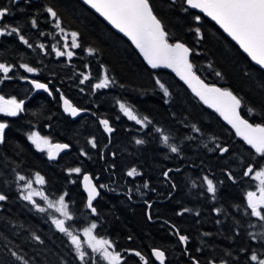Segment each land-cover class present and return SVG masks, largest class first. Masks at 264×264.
<instances>
[{
  "label": "trees",
  "instance_id": "1",
  "mask_svg": "<svg viewBox=\"0 0 264 264\" xmlns=\"http://www.w3.org/2000/svg\"><path fill=\"white\" fill-rule=\"evenodd\" d=\"M150 3L168 31L170 42L178 40L193 49L190 61L196 74L242 97V115L250 122L264 123V70L252 64L213 22L189 9L185 0ZM0 7H9L12 12L4 23L19 26L33 45L28 48L15 35L0 37V63L13 66L9 73L13 78L0 83V95L26 99L25 111L17 117L0 114V120L10 124L7 143L0 145V192L9 197L0 202V264H20L9 249L23 255L30 264H80L69 238L51 223V218L60 214L48 209V202L40 196L33 199L47 209L44 213L20 199L19 186L24 182L17 180V173L33 180V189L43 192L49 201L67 193L65 202L74 219L66 224L78 229L87 219L95 221L93 234L113 243L114 250L123 257L121 264H143L127 250L139 251L155 264L153 248L165 252V264H193L192 257L200 264H209L210 260L215 264L221 260L254 264L248 259L253 251L264 257V239L259 236L264 233V222L246 214L250 212L246 194L258 184L243 176L247 164L260 158L229 125L203 106L172 73L150 68L124 36L79 0H0ZM47 7L58 13L63 32L55 27V20L45 11ZM197 15L201 17L199 22L194 19ZM32 18L37 19L38 28L31 27ZM196 28L200 29L199 36ZM72 32L79 33L78 49L65 48L66 43L71 44ZM39 44H44V49ZM54 47L75 55L71 59L66 55L57 57ZM89 48L95 53L89 55ZM22 63L37 72L27 73L20 67ZM105 71L115 83L93 92L92 85ZM217 71L221 76L215 75ZM80 73L90 77L84 84L79 83ZM33 78L48 84L53 95L33 92L29 82ZM157 79L168 89L169 96H164ZM61 93L86 112L75 120L65 115ZM118 100L134 106L137 114L147 116L152 124L142 128L128 120L120 112ZM248 107H255L250 115ZM101 119L109 121L112 133L104 131ZM193 124L201 131L193 132ZM155 128L169 135V142L181 149L179 155L163 145L161 133ZM33 131L52 143L69 145L70 150L56 161L49 160L45 151L28 140ZM93 138L96 148L89 143ZM137 138L144 139L145 144H135ZM217 143L227 146L229 153L221 155L213 150ZM260 166L257 164V168ZM133 167L140 175L128 177ZM73 168L81 172L70 174L68 170ZM168 169L172 171L165 178L163 172ZM37 172L44 177L43 185L34 182ZM227 172L233 174L235 182L228 179ZM83 173H88L98 188L106 185L99 188L94 216L85 206L86 197L80 187ZM205 175L217 186L215 199L206 190ZM145 181L148 189L143 187ZM185 208L191 211L183 212ZM172 225L189 237L186 245L179 243ZM33 233L40 236L43 244L32 238ZM242 248L247 251L242 252ZM98 264L104 263L99 260Z\"/></svg>",
  "mask_w": 264,
  "mask_h": 264
},
{
  "label": "snow or ice",
  "instance_id": "2",
  "mask_svg": "<svg viewBox=\"0 0 264 264\" xmlns=\"http://www.w3.org/2000/svg\"><path fill=\"white\" fill-rule=\"evenodd\" d=\"M12 2L18 3L19 0H12ZM25 2L31 3V0H25ZM83 2L90 5L91 8L100 13V15L115 28L124 33L136 48L139 49L144 59L153 69L159 67L173 69L180 79L188 85L195 96L209 108L215 109L227 124L231 125V128L235 130V135L254 150L255 155L259 157L260 160L255 161V163H248L243 172V176L251 177L259 183L257 185V191H248L246 194L247 209H250V212H247L246 214L256 217L259 221L264 222V164H261V161H264V123L250 122L244 115H242V97L234 94V92L228 88L205 83V81L196 74L193 70L194 65L189 60L190 53H192L193 49L187 47L183 42L178 40L170 42V35L165 29L162 21L156 14H154L150 0H83ZM185 3L188 8L199 9L202 13L216 21V23H218L220 27L239 44L244 52H246L257 65L264 68V0H185ZM21 11H23V9H21ZM45 11L55 20V27L60 28L61 32H63L64 29L61 28L58 13L52 7H47ZM185 11H187V9H185ZM9 15H12L9 7H0V37L15 35L23 45L32 48L33 45L22 33L19 26H11L4 23L5 17ZM194 19L199 22L201 17L197 15ZM30 23L32 28H38V21L36 18H32ZM195 32L199 36L200 29L196 28ZM40 34L43 35L42 32ZM78 37L79 33L72 32L71 44L69 46L66 43L65 48H80L81 45L78 42ZM38 47L44 49L45 45L39 44ZM53 51H55L57 57H64L66 55L71 59L75 55L72 51H62L55 47L53 48ZM95 51L96 50L92 48L87 49L89 55L94 54ZM20 67L27 73L37 72L36 68L31 67L26 63L20 64ZM12 70V65L0 63V73L3 74L0 83H2L3 80H10L13 78L9 75ZM80 75L82 77L79 81L80 84H84L90 79L89 75L85 73H80ZM215 75L219 77L221 76V73L217 71ZM23 79L27 80L28 78L23 77ZM29 82L35 89H43L49 96L53 95L48 84L42 83L38 80H30ZM114 83L115 80L107 71H105L102 78L92 85L93 92L99 89H106ZM156 84H158L163 90L164 96L167 97L170 95L168 89L159 79L156 80ZM57 91H59V89H57ZM81 91L83 92L84 89H81ZM60 95L63 100L64 111L69 113L72 117H76L81 111H85L73 106L68 99L64 98L63 93ZM165 102L167 103V101ZM24 103L23 100H17L15 97L6 99L4 96L0 95V113L5 117H17L21 112L25 111ZM117 104L119 105L120 112L123 113L128 120L134 121L137 125L142 126V128H148V126L152 124V121L147 116L140 117L134 106H130L119 100L117 101ZM254 111L255 107L247 108V113L249 115ZM262 111H264V109H262ZM117 119H119V117H117ZM99 123L103 126L105 132L112 133L114 131L107 119H101ZM9 128L10 124L6 120H0V145L7 143L8 138L6 130ZM191 128L193 132L201 131L195 124H193ZM155 132L161 133L160 139L163 145L167 146L171 153L180 154L181 149L177 147L176 144L169 142V135L163 134L161 128H155ZM188 139H192V137H188ZM28 140H30L40 151H44L45 147H47L49 159H55V156L59 151L69 147L67 144H56L54 145L56 150L54 152L49 138L41 136L39 132L35 131L28 135ZM145 142L144 139H135V144L137 145H143ZM89 143L93 148L97 147L94 138L90 140ZM205 147H207V145H205ZM213 150H218L221 155L227 154L230 151L227 146H222L219 143L215 145V149ZM81 154L86 155V153L83 152ZM257 164H260L261 166L257 168ZM68 171L70 174H79L81 169L73 168ZM171 171L172 169L164 171L163 176L168 178ZM177 171H179V169H177ZM138 175H140V173L135 167L127 172L128 177ZM227 177L229 180L235 182V177L231 172H227ZM17 180L24 182L19 186L20 199L28 201L38 212L44 213L47 209L33 199L34 196H40L43 200L48 202V209H54L55 212L63 217V219L52 217L51 223L55 226L58 232L69 238L70 244L74 246L75 258L80 261V264H89V260L91 261V264H98L97 256H93L86 251L84 247L85 244L88 249H91V253L98 254L99 259L106 261L107 264H121L123 257L120 252L114 250L113 243L108 239L98 238L93 234V230L97 228L95 222L91 223L90 226L83 228V236L86 238L84 240H82L79 235L75 234L70 226L66 224V221L73 220V215L69 211V204L65 202V196L67 193L60 195L58 200L49 201L48 196L44 195L43 192L33 189V180L24 175H20L19 173H17ZM203 181L206 183L207 192L212 193L213 199H215L217 186L213 179H210L205 175ZM34 182L43 185L45 180L44 177L37 172L35 174ZM84 182V187L87 191L86 207L92 214H96L97 209L94 207L93 201L100 193L97 186L92 183L91 178L88 175L84 176ZM104 187H106V185H99V188L101 189ZM143 187L148 189L149 183L145 181ZM175 187V184H172V188L175 189ZM8 199V195L0 192V202H5ZM145 203H147V201ZM148 206L149 208L151 207L150 204ZM190 211L191 209L187 208L183 210V212ZM216 211L219 212L220 209H216ZM177 214L182 215L183 213ZM148 219H152L150 214ZM217 223L220 222L217 221ZM172 228L175 229V225H172ZM174 235L178 237V241L182 245L188 243L189 237L181 234L179 229H175ZM205 235H209V233H205ZM32 238L43 244V240H41L39 235L33 233ZM129 239H131V237H129ZM253 239H255V237H253ZM261 239H264V235L261 236ZM109 249L113 250L109 251ZM9 251L11 256L15 258V261L20 262V264H30L29 260L17 251L11 249H9ZM127 251L138 257L140 261H143V264H150L149 259H146V257L139 251ZM197 251H200V249H197ZM241 251L246 252L247 249L242 248ZM151 256L155 257V260L158 261L159 264H165L166 255L163 250L153 248L151 250ZM248 259L251 262H254V264H264V257L258 255L255 251L251 253ZM192 260L193 264H200L199 260H196L195 257H192ZM209 264H215V261L210 260ZM220 264H228V261L221 260Z\"/></svg>",
  "mask_w": 264,
  "mask_h": 264
},
{
  "label": "water",
  "instance_id": "3",
  "mask_svg": "<svg viewBox=\"0 0 264 264\" xmlns=\"http://www.w3.org/2000/svg\"><path fill=\"white\" fill-rule=\"evenodd\" d=\"M80 2H82L85 6H87L88 8H90L96 15H98L106 24H108L113 30H115L116 32H118L119 34H121L122 36H124L130 43H131V45L133 46V48L138 52V54L141 56V58L143 59V61L150 67V68H152L148 63H147V61L144 59V57H143V55L140 53V51H139V49H137L136 48V46L132 43V41L124 34V33H122V32H120L117 28H115L111 23H109L103 16H101L100 15V13H98V12H96V10L95 9H93V8H91L90 7V5H87V4H85L84 2H83V0H79ZM186 4V3H185ZM186 6H187V4H186ZM188 7V6H187ZM189 9H191V8H189ZM191 10H193V11H196V12H198V13H201V14H203L207 19H209L211 22H213L219 29H220V31L228 38V39H230L233 43H235L236 45H237V47L241 50V52L250 60V62L252 63V64H254L255 66H257V67H259L260 69H262V70H264V68H261L259 65H257L252 59H251V57L250 56H248V54L246 53V52H244V50L239 46V44L235 41V40H233L232 39V37L231 36H229L224 30H223V28H221L220 27V25L218 24V23H216V21H214V20H212V18L211 17H208L206 14H204V13H202L199 9H191ZM189 60H190V56H189ZM156 69H165V70H167V71H169L170 73H172L188 90H189V92L195 97V98H197L198 100H199V98L198 97H196L195 96V94L191 91V89L188 87V85L183 81V80H181L180 79V77L176 74V72L173 70V69H171V68H165V67H159V68H156ZM201 78V77H200ZM202 79V78H201ZM205 83H207L206 81H205ZM31 84V83H30ZM209 84V83H208ZM32 85V84H31ZM216 86H218V87H220L219 85H217V84H215ZM32 87H33V85H32ZM34 88V87H33ZM37 91H44L43 89H40V90H37V89H35L34 88V90H33V92H37ZM200 101V100H199ZM201 102V104L203 105V106H205V107H207L208 109H210V110H212V111H214V112H216L215 111V109H212V108H209L207 105H205V104H203V102L202 101H200ZM71 103V102H70ZM61 110H62V112L65 114V115H67V116H69L71 119H73V120H75L76 118H78V117H80L81 115H83L86 111H81V113L78 115V116H76V117H72L69 113H66L65 111H64V106H63V100H62V103H61ZM217 113V112H216ZM219 114V113H218ZM221 119L227 124V122L221 117ZM229 125V124H228ZM230 127H231V125H229ZM232 129V128H231ZM233 131H234V133H235V130L234 129H232ZM239 138V137H238ZM240 139V138H239ZM241 140V139H240ZM56 144H63V143H52L51 145L53 146V151L55 152L56 150H55V148H54V145H56ZM246 144V143H245ZM247 145V144H246ZM248 146V145H247ZM248 147H250V146H248ZM70 150V148L68 147L67 149H63V150H61V151H59L57 154H56V156H55V159H49V160H51V161H56L57 159H58V157L61 155V154H63V153H65V152H68ZM254 151V150H253ZM85 175H88L90 178H91V176L88 174V173H83V175L81 176V178H80V187H81V190H82V192H83V194L85 195V197H86V199H85V204H87V191H86V189H85V187H84V176ZM91 181H92V183L94 184V185H96L95 184V181L91 178ZM97 186V185H96ZM97 189H98V191H99V188L97 187ZM100 193V192H99ZM99 197V196H98ZM98 197L93 201V205H94V203H95V201L98 199ZM87 208V207H86ZM87 210L91 213V211L87 208ZM91 215L92 216H94V215H96V214H92L91 213ZM154 258V260H155V257H153ZM156 261V260H155ZM158 264H159V262L158 261H156Z\"/></svg>",
  "mask_w": 264,
  "mask_h": 264
},
{
  "label": "rangeland",
  "instance_id": "4",
  "mask_svg": "<svg viewBox=\"0 0 264 264\" xmlns=\"http://www.w3.org/2000/svg\"><path fill=\"white\" fill-rule=\"evenodd\" d=\"M65 35H67L66 33H65ZM0 114H2V113H0ZM50 140V139H49ZM50 142H51V140H50ZM52 143V142H51ZM45 152H46V155H47V153H48V148L47 147H45V150H44ZM255 182L258 184L259 182L258 181H256L255 180ZM254 191H257V188L256 189H254ZM258 194V193H257ZM85 206H86V204H85ZM70 211V213L73 215V213L71 212V210H69ZM89 216V215H88ZM58 218H61V219H63V217H58ZM73 219H74V215H73ZM68 221H66V223H67ZM93 222H95V221H93V220H91V219H87V220H85V225H83V226H81V228H71V230L75 233V234H77V235H79L80 237H81V239L82 240H84V239H86L84 236H83V228H85V227H88V226H90V224L91 223H93ZM96 223V222H95ZM261 230H263V229H261ZM262 235H264V233H261L259 236H262ZM84 247H85V250L86 251H88V252H91V249H88L87 248V245L85 244L84 245ZM109 251H112L111 249H109ZM92 254H94V253H92ZM94 255H98V254H94ZM97 259H98V261L100 260L99 259V257H97ZM101 261H103V260H101ZM103 263L104 264H107V262L106 261H103Z\"/></svg>",
  "mask_w": 264,
  "mask_h": 264
},
{
  "label": "bare ground",
  "instance_id": "5",
  "mask_svg": "<svg viewBox=\"0 0 264 264\" xmlns=\"http://www.w3.org/2000/svg\"><path fill=\"white\" fill-rule=\"evenodd\" d=\"M30 80H38V79L33 78V79H30ZM30 80H29V81H30ZM38 81H40V80H38ZM40 82H41V81H40ZM48 87H49V85H48ZM27 90H28V89H27ZM28 91H29V90H28ZM24 100H26V99H24ZM24 100H23V101H24ZM69 148H70V147H69Z\"/></svg>",
  "mask_w": 264,
  "mask_h": 264
},
{
  "label": "flooded vegetation",
  "instance_id": "6",
  "mask_svg": "<svg viewBox=\"0 0 264 264\" xmlns=\"http://www.w3.org/2000/svg\"><path fill=\"white\" fill-rule=\"evenodd\" d=\"M112 250V249H111ZM155 264H158L155 260H154Z\"/></svg>",
  "mask_w": 264,
  "mask_h": 264
}]
</instances>
